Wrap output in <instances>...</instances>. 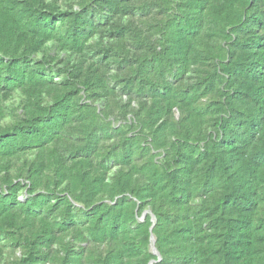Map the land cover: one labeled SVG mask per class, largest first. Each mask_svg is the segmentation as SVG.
<instances>
[{
    "label": "trees",
    "instance_id": "16d2710c",
    "mask_svg": "<svg viewBox=\"0 0 264 264\" xmlns=\"http://www.w3.org/2000/svg\"><path fill=\"white\" fill-rule=\"evenodd\" d=\"M151 235L264 264V0H0V264H149Z\"/></svg>",
    "mask_w": 264,
    "mask_h": 264
},
{
    "label": "water",
    "instance_id": "95a60500",
    "mask_svg": "<svg viewBox=\"0 0 264 264\" xmlns=\"http://www.w3.org/2000/svg\"><path fill=\"white\" fill-rule=\"evenodd\" d=\"M147 214L150 215V218H151L150 221H151L152 226H153V224H154V222H155V219H154V216H153L150 212H144V213L142 214L141 218L139 219V221L142 222V221L144 220V217H145ZM152 226L150 227V230L152 229ZM154 241H155V240H154V237L151 235V236H150L149 251H150L154 256H156L157 261H150L149 264H153V263L158 262V261L160 260L159 253L156 251V249H155V247H154Z\"/></svg>",
    "mask_w": 264,
    "mask_h": 264
}]
</instances>
